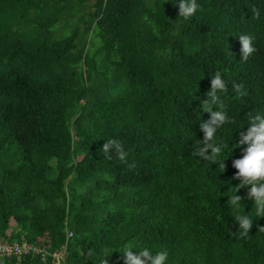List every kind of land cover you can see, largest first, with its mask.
<instances>
[{"label":"trees","instance_id":"1","mask_svg":"<svg viewBox=\"0 0 264 264\" xmlns=\"http://www.w3.org/2000/svg\"><path fill=\"white\" fill-rule=\"evenodd\" d=\"M197 2L184 19L173 0H0V237L48 250L6 264L54 252L100 264L111 248L109 264H125L133 240L169 264H264V217L232 166L249 114L264 113V0ZM240 35L256 48L247 61ZM217 71L236 121L217 134L233 149L224 172L192 155ZM109 138L126 163L106 158ZM232 187L255 220L248 237Z\"/></svg>","mask_w":264,"mask_h":264},{"label":"clouds","instance_id":"2","mask_svg":"<svg viewBox=\"0 0 264 264\" xmlns=\"http://www.w3.org/2000/svg\"><path fill=\"white\" fill-rule=\"evenodd\" d=\"M173 3L178 4L179 17L184 19L192 18L199 10L197 0H173ZM239 39L242 45V60L247 61L256 52L253 37L240 35ZM228 85L229 82L221 72L217 71L211 76V90L206 93V99L200 105L203 110L207 109V111H204L210 114V119L201 123L204 139L202 142L196 141V146L192 150V155L198 158L199 161L203 160L209 162L210 165H218L223 172L225 170V153L231 150L229 155L231 156L233 149L229 147L228 142L218 140L217 134L225 125L236 124V121L225 110V106L218 94L228 91ZM242 87L239 84H232V89L236 92H240ZM214 106H218L215 107V111H213ZM201 144L203 145L202 147L200 146ZM243 146L246 147L243 148L242 158L233 160L232 166L237 170L233 179L241 181L240 187L250 186L248 199L254 202V214L260 219L264 217V113L249 114L247 131L240 132L239 143L235 145V147ZM101 150L108 159H113L114 157L118 158L122 163L128 161L129 152L125 150L124 144L118 139L109 138L105 141ZM209 150L210 154H208ZM105 179L110 178L105 175ZM237 192L236 187H232V192L225 196L228 197V205L233 210L232 217L238 223L239 235L244 238L250 236L249 232L255 220L252 218V211L247 215L244 214V205ZM242 206L243 211H237ZM259 232H264V227H259ZM113 249L105 250V255L101 259L100 264H109L108 254L109 252L112 254ZM119 252L124 257L125 264H169L170 253L167 249L153 251L149 247H141L135 240L122 244Z\"/></svg>","mask_w":264,"mask_h":264},{"label":"built area","instance_id":"3","mask_svg":"<svg viewBox=\"0 0 264 264\" xmlns=\"http://www.w3.org/2000/svg\"><path fill=\"white\" fill-rule=\"evenodd\" d=\"M73 234H70L72 237ZM31 255H42L44 260L48 256L46 247H42L28 242L9 243L0 237V264H6L8 259H23ZM53 264H66V259L62 253H53Z\"/></svg>","mask_w":264,"mask_h":264}]
</instances>
